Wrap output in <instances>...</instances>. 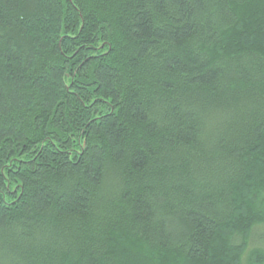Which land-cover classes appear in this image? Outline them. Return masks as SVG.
<instances>
[{
  "label": "trees",
  "instance_id": "trees-1",
  "mask_svg": "<svg viewBox=\"0 0 264 264\" xmlns=\"http://www.w3.org/2000/svg\"><path fill=\"white\" fill-rule=\"evenodd\" d=\"M0 264H264V0H0Z\"/></svg>",
  "mask_w": 264,
  "mask_h": 264
}]
</instances>
